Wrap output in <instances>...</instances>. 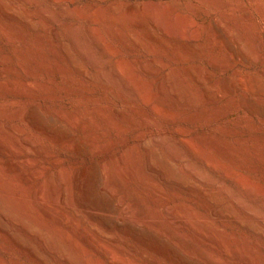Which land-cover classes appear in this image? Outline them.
Returning <instances> with one entry per match:
<instances>
[{
	"label": "rangeland",
	"instance_id": "obj_1",
	"mask_svg": "<svg viewBox=\"0 0 264 264\" xmlns=\"http://www.w3.org/2000/svg\"><path fill=\"white\" fill-rule=\"evenodd\" d=\"M7 12L15 16L9 18ZM142 66L152 67L155 73L144 75ZM116 67L124 80H96L98 74H112ZM199 70H205L207 77L201 78ZM173 73L180 90L187 88L195 102L157 97V85ZM0 75V142L12 145L13 141L17 146L25 135L41 147L39 154L25 149L23 163L16 167L15 160L20 158L0 145V203L10 204L13 199L28 203L51 227L56 242L62 243L59 230L72 240L73 257L77 262L79 258V264H117L119 258L124 264L133 260L134 264H172L169 258L126 241L120 235L123 231L143 238L151 248L170 247L180 264H205L200 255H185L171 246L161 231L154 232L145 223H129L116 201L131 188L132 192L127 191L130 198L144 201L138 208H145L147 216H160L158 208L177 214L190 210L193 217L187 221L191 222L180 228L165 223L160 229L171 227L168 231L178 235L184 232L196 252L207 250L215 256L223 247L248 246L264 261V116L245 111L240 102L245 98L264 113V96L253 95L244 84L252 78L264 88V0H0ZM223 82L243 88L236 86L237 91L227 95ZM206 91L213 95L211 104L204 101ZM137 94L141 101L133 99ZM147 101L156 107L151 108ZM67 114L76 119L72 123L78 127L60 120ZM31 120L40 129L68 134L71 146L55 144ZM93 146L104 149L95 152ZM146 151L157 167L177 180L165 182L151 172ZM103 164L107 167L102 168ZM62 170L71 183L84 181L93 217L103 228L116 231L119 243L111 247L114 255L93 248L86 237L94 230L83 216H69L76 222L73 229L65 227L59 216L41 209L33 195L36 188L45 179L54 183ZM108 171L116 173L113 187L106 189ZM147 184L161 189L160 195L143 192ZM225 210L231 218L213 215ZM234 216L239 218L238 224L232 220ZM192 222L198 229L206 225L217 228L225 246L216 242L202 245L190 233ZM11 229L37 259L0 239V264H64L32 238ZM125 243H131L133 249L129 251Z\"/></svg>",
	"mask_w": 264,
	"mask_h": 264
},
{
	"label": "bare ground",
	"instance_id": "obj_2",
	"mask_svg": "<svg viewBox=\"0 0 264 264\" xmlns=\"http://www.w3.org/2000/svg\"><path fill=\"white\" fill-rule=\"evenodd\" d=\"M52 1V0H51ZM99 1H104V0H99ZM34 2V1H33ZM147 3V2H146ZM110 5V4H109ZM112 5V4H111ZM122 5V4H121ZM149 5V4H148ZM147 5V6H148ZM169 5V4H168ZM101 6V5H100ZM116 6V5H115ZM119 6V5H118ZM123 6V5H122ZM152 6V5H151ZM167 6V5H166ZM171 6V5H170ZM4 8V7H3ZM6 8V7H5ZM118 8V7H117ZM121 8V7H120ZM149 8V7H147ZM62 9V8H61ZM67 9V8H66ZM119 9V8H118ZM122 9V8H121ZM136 9V8H135ZM4 10V9H3ZM17 10V8H16ZM83 10V9H82ZM96 10V8H95ZM103 10V9H102ZM115 10V9H114ZM113 10V11H114ZM133 10V9H132ZM143 10V9H142ZM164 10V9H162ZM47 11H48V8H47ZM46 11V12H47ZM51 11V10H49ZM105 11V10H104ZM122 11V10H121ZM153 11V10H152ZM161 11V10H160ZM2 12V11H1ZM18 12V11H17ZM69 12V11H68ZM103 12V11H102ZM155 12V10H154ZM158 12V11H157ZM162 12V11H161ZM164 12V11H163ZM5 13V12H4ZM13 13V12H12ZM22 13V12H21ZM82 13V12H81ZM147 13V12H146ZM150 13V12H149ZM8 15V17H14L15 13L11 14L9 12L6 13ZM5 14V15H6ZM47 14V13H46ZM53 14V13H52ZM68 14V13H67ZM86 14V13H85ZM102 14V13H101ZM141 14V13H140ZM153 14V13H152ZM6 15V17H7ZM50 15V14H49ZM92 15V14H91ZM135 15V14H133ZM143 15V14H142ZM22 16V15H21ZM51 17L53 15H50ZM98 16V15H97ZM104 16V15H103ZM150 16V15H149ZM9 17V18H10ZM56 17V16H55ZM88 17V16H87ZM111 17V16H110ZM109 17V18H110ZM135 17V16H134ZM154 17V16H153ZM163 17V16H162ZM18 18V17H17ZM26 18V16H25ZM50 18V17H49ZM59 18V17H58ZM129 18V17H128ZM13 19V18H12ZM16 19V18H14ZM28 19H33V18H28ZM48 19V18H47ZM87 19V18H86ZM133 19V18H132ZM149 19V18H148ZM51 20V19H50ZM54 20V19H53ZM28 21V20H27ZM146 21V20H145ZM150 21V20H149ZM33 22V21H32ZM57 22V21H56ZM132 22V21H131ZM58 24V23H57ZM68 24V23H67ZM123 24V23H122ZM153 24V23H152ZM126 25V24H124ZM158 25V23H157ZM163 25V24H162ZM154 26V24H153ZM156 26V24H155ZM167 26V25H166ZM158 27V26H157ZM161 27V26H160ZM127 28V26H126ZM162 28V27H161ZM173 28V27H172ZM55 29V28H54ZM151 29V28H150ZM157 29V28H156ZM114 30V29H113ZM118 30V29H117ZM73 31V29H72ZM71 31V32H72ZM162 31V30H161ZM135 32V31H134ZM168 32V31H167ZM74 34V32H73ZM6 35V34H5ZM71 35V34H70ZM75 35V34H74ZM167 35V34H166ZM77 38V37H76ZM79 38V37H78ZM126 38V37H125ZM152 40V38H151ZM161 40V39H160ZM13 41V40H12ZM77 41V39L75 40ZM81 41V40H80ZM144 41V39H143ZM25 42V41H24ZM34 43V42H33ZM58 43V42H57ZM80 44H82L81 42H78ZM135 43H138V42H135ZM133 43V44H135ZM177 44V43H176ZM62 45V44H61ZM140 46V44H138ZM175 45V44H174ZM32 46V45H31ZM30 46V47H31ZM77 46V45H76ZM65 47V46H64ZM79 48V46H77ZM76 47V48H77ZM83 47V46H82ZM138 47V46H137ZM149 47V46H148ZM134 48V47H133ZM136 48V47H135ZM61 49V48H60ZM82 49V48H80ZM79 49V51H80ZM153 49V48H152ZM64 50V49H63ZM65 51V50H64ZM153 51V50H152ZM56 52V51H55ZM61 52H63L61 50ZM155 52V51H154ZM81 53V52H80ZM86 53V52H85ZM88 53V52H87ZM63 54V53H62ZM69 54V53H67ZM66 54V55H67ZM140 54V53H139ZM81 55H84L81 53ZM86 57H88L87 54H85ZM65 56V54H64ZM85 57V58H86ZM69 59V58H68ZM90 59V58H89ZM93 59V57H92ZM70 60V59H69ZM132 60V59H131ZM130 60V61H131ZM138 60V59H137ZM74 61V60H72ZM79 61V60H78ZM77 61V62H78ZM127 61V60H126ZM118 62V61H117ZM120 62V61H119ZM211 62V61H210ZM209 63V62H208ZM74 64V62H73ZM214 65V64H213ZM221 65V64H220ZM226 65V64H225ZM115 66V65H114ZM124 66V64L122 65ZM130 66V64H129ZM119 67V66H118ZM127 67V66H126ZM215 68H216V65H215ZM219 68V67H217ZM5 69V68H4ZM112 69V68H111ZM136 69V68H135ZM200 69V68H199ZM208 69V68H207ZM202 70V69H201ZM199 70L198 73L201 75V78L202 76H204L205 78L207 77V74L206 72L204 71H201ZM141 71L144 75H152L155 73V70L152 68V67H146V66H142L141 67ZM208 71V70H206ZM82 73V72H81ZM177 73V72H176ZM247 73V72H246ZM103 75H100L98 74V77H96L97 79L96 80H99V82L101 81H106L108 79H111V80H114L116 82V80H119V79H123L124 75L122 76V73L120 72L119 69L114 68V72L112 71V74H105V73H102ZM105 74V75H104ZM198 74V75H199ZM213 74V73H212ZM179 75V74H178ZM249 75V74H248ZM84 76V75H82ZM94 76V75H93ZM133 76V75H132ZM136 76V75H135ZM174 73L169 76L168 78L166 77V79L164 81H162L161 83H159L157 85V97H168V99H173V100H178V101H181L182 103H191V102H195V99L194 97H191L187 91H182L180 90V85H179V82L177 81V79H175L174 77ZM250 76V75H249ZM128 77V76H127ZM197 77V76H196ZM0 79H1V75H0ZM124 80V79H123ZM136 80V79H135ZM240 80V79H239ZM110 81V80H109ZM130 81V80H129ZM231 81V80H230ZM234 81V80H233ZM241 81V80H240ZM108 82V81H107ZM123 82V81H122ZM203 82V81H202ZM103 83V82H102ZM105 83V82H104ZM111 83V82H110ZM120 83V82H119ZM224 83V82H223ZM262 83V82H261ZM6 84V83H5ZM121 84V83H120ZM131 84V83H130ZM139 84V83H138ZM142 84H145V83H142ZM247 87H248V90H251V92L253 93V95H258V96H264V88L260 87V85L258 86L255 82V80H253L252 78H247L245 80V83H244ZM243 84V85H244ZM126 85V84H125ZM240 85H242L240 83ZM9 86L6 84V87ZM135 86V85H134ZM237 86V85H236ZM235 85H231L230 82H226L224 83V90L226 92L227 95H232L233 93H235L237 91V87L238 89L239 88H243V86L239 87V85L236 87ZM136 87V86H135ZM146 87V86H145ZM185 86H183L182 88H184ZM139 88V87H138ZM144 88V87H143ZM142 88V90H143ZM190 88V87H188ZM122 89V88H121ZM130 89V88H129ZM133 89V88H132ZM211 89V87H210ZM220 89V88H219ZM131 90V89H130ZM135 90V89H134ZM133 90V92H134ZM149 90V89H148ZM132 92V91H131ZM137 93V92H136ZM147 93V92H146ZM151 94V93H150ZM140 94H137L134 96L133 99H136L141 101V97L139 96ZM194 95V94H193ZM129 96H131L129 94ZM139 96V97H138ZM150 96V95H149ZM196 96V95H195ZM225 96V95H224ZM257 97V96H256ZM197 98V97H196ZM149 99V98H148ZM198 99V98H197ZM138 100V101H139ZM144 100V99H143ZM142 100V101H143ZM213 95L212 94H209L207 91L204 92V101L206 104H211L213 102ZM241 100V99H240ZM246 99L244 98V100L240 101L241 102V108L244 109L245 111L253 114V113H256L257 115H261V116H264V113L261 112V110L259 111V108L257 109L256 106H254L252 104V102L249 103L245 101ZM151 101V100H150ZM253 101V100H252ZM234 102V101H233ZM146 103L150 104L149 101H147ZM179 103V102H178ZM181 103V105H182ZM254 103V102H253ZM180 104V103H179ZM183 104V105H184ZM196 104V103H195ZM151 105V104H150ZM153 105H151V108H155L156 105L154 104V106L152 107ZM224 106V105H223ZM183 107V106H182ZM158 108V107H157ZM156 110V109H155ZM158 110V109H157ZM63 111V110H62ZM263 111V110H262ZM50 112V111H49ZM57 112V111H56ZM64 112V111H63ZM98 112V111H97ZM105 112V111H104ZM264 112V111H263ZM28 113V112H27ZM26 114V113H25ZM29 114V113H28ZM59 114V113H58ZM66 114V113H65ZM27 115V114H26ZM100 115V114H98ZM103 115V114H102ZM162 115V114H161ZM47 116V115H46ZM77 116V115H76ZM78 119V117H77ZM80 119V118H79ZM78 119V120H79ZM24 120V119H22ZM29 121V118L26 119ZM60 120H66L69 124L72 123V121H75L76 119L72 118L71 116L69 117L68 114L67 116H62L60 117ZM77 120V121H78ZM32 121V120H31ZM76 121V122H77ZM110 121V120H109ZM33 123V121L31 122ZM35 123V122H34ZM33 123V124H34ZM74 123V122H73ZM70 124L71 127L73 128V126H75L74 124ZM80 123V122H79ZM37 124V123H36ZM68 124V125H69ZM77 125V124H76ZM83 125V124H82ZM95 125V124H94ZM32 126V124H31ZM34 126L37 127V125L34 124ZM84 126V125H83ZM75 127H78V126H75ZM74 127V128H75ZM3 128V127H2ZM1 128V129H2ZM11 128H14V127H11ZM19 128V127H18ZM35 128V127H34ZM50 128V127H49ZM52 128V127H51ZM16 129V128H14ZM38 132L42 133L43 135H45L48 139H50L51 141H53L55 144L57 145H70L71 142H72V139L70 136H68V134H62V132H56V131H49V130H45V129H40V128H35ZM83 129V127H82ZM18 130V129H16ZM53 130V129H52ZM20 133V135L24 134V131L23 130H18ZM13 132V131H12ZM64 132V131H63ZM17 134V133H16ZM75 134V133H74ZM91 134V133H90ZM11 136V135H10ZM15 137V136H14ZM10 138V137H9ZM23 138V139H22ZM8 139V138H7ZM93 139V138H91ZM2 140V139H0ZM12 140V139H11ZM10 140V141H11ZM3 141V140H2ZM5 142V141H4ZM8 142V141H7ZM18 145L16 146V144H14L15 142L12 141V145H8V144H4L2 142H0V145L1 146H4L12 155L20 158V161H17L15 160V163L17 165L13 164L18 167V166H21V162H22V159L24 160L25 158V153H24V150L25 149H28L26 152H29V149H31L34 153H37L39 154V149L41 148H37L36 145L32 142V140L28 137V136H25L24 137L22 136L21 137V141L18 140ZM183 142V141H182ZM189 142V141H187ZM87 144L91 145L92 146V143H88ZM103 144V143H102ZM187 144V143H186ZM75 145V144H73ZM94 145V143H93ZM190 145V144H189ZM71 146V145H70ZM69 146V147H70ZM88 146V145H87ZM97 146V145H96ZM73 148H76L75 146H72ZM90 147V146H89ZM95 147V146H93ZM92 147V149H93ZM71 148V147H70ZM103 148V146L101 147ZM100 148V149H101ZM193 148V146H192ZM4 149V148H2ZM79 149V148H78ZM91 149V148H90ZM98 149L97 147H95L94 151L96 150H100ZM104 149V148H103ZM189 149V148H188ZM41 150V149H40ZM45 151V149H43ZM74 150V149H73ZM193 150V149H192ZM95 151V152H96ZM6 152V151H4ZM147 153L145 154L146 155V160H147V168H149V170L153 173H157L160 175V180H165V182H172L173 179L175 177H173V175L171 176L164 168H159L155 165V162H154V159L152 158V154L149 153L148 151H146ZM48 154V153H47ZM34 155V154H33ZM46 155V154H45ZM49 155V154H48ZM27 160H30V158H26ZM27 160H25L27 162ZM13 161V160H12ZM20 163V164H19ZM23 163V162H22ZM110 163V162H109ZM12 164V165H13ZM19 164V165H18ZM26 164V163H25ZM29 165V163H27ZM108 164V163H107ZM95 165V164H94ZM121 165V164H119ZM209 165V164H208ZM32 166V165H31ZM14 167V166H12ZM107 167V165H106ZM105 167V164H103V167L102 168H106ZM211 167V166H210ZM44 168V167H43ZM115 168V167H114ZM19 169V168H18ZM104 170V169H103ZM60 171V170H59ZM64 170H62V173L58 174V176H56V183L54 184L53 182L51 181H48L46 182V179H45V183H42L41 185H39L38 188H36L37 190L35 191L36 194H33L36 196L37 200H38V203L39 205L41 206V209L44 211L45 214H53L57 217L59 216V220H64V226L67 227V228H75L76 226L74 225L75 223L73 219L69 220V216L70 215H80V216H83L85 218V220L88 221L89 223V226L91 225L90 228H93L92 230H94L93 232H90L89 235L86 237L88 239V241H90V243L92 244L93 248H95V250L97 249L98 251L102 252L103 254H105L106 256H112L114 255V250H112L113 247H118L116 246L117 243H119V238H117L115 232L116 231H113V230H110V229H106L105 227L103 228L102 226L99 225V221L97 222L96 219L93 217L92 215V211L91 210V201L89 199V191L87 189V187L85 186V184L82 182L81 184H79V181H76V182H70L69 178L64 174L63 172ZM107 171V170H106ZM41 172V171H40ZM61 172V171H60ZM93 172V171H92ZM102 172V171H101ZM104 172V171H103ZM51 173V172H50ZM116 173V172H112V171H108L106 172L105 174V179L104 181L106 182V184H104V186H106V189H108V186H112L114 185V177H113V174ZM103 174V173H102ZM33 175H37V174H33ZM82 175V174H81ZM38 176V175H37ZM36 177H33V178H37ZM115 176V175H114ZM39 178V177H38ZM46 178V177H45ZM71 178V177H70ZM51 179V178H50ZM176 179V178H175ZM86 180V179H84ZM177 180V179H176ZM74 181V180H73ZM82 181V180H81ZM116 182V181H115ZM149 183V182H147ZM56 185L57 188L59 189H56V187H54ZM58 185V186H57ZM148 186L147 187H142V190L143 192H151L153 195H160L161 193V189L155 187L154 185L155 184H147ZM0 187H3V186H0ZM183 187H189L188 185H185ZM110 188V187H109ZM131 188V187H130ZM141 188V187H140ZM117 188H115L116 190ZM132 189V188H131ZM131 189H128L127 191H130ZM183 189V188H182ZM185 189V188H184ZM122 191V189H121ZM125 192V193H122L120 196H118V200L116 201V206L117 208L119 209V211L122 212L123 216L126 217V219L129 220V223L132 222L131 224L134 223L137 224V223H140L139 225H141V223H145V225H148L150 226L152 229L154 228L156 232L157 231H161L163 234H165V236L168 238L171 246L173 247H178L180 248L184 253H186L185 255H189V256H196V255H200V259L205 263V264H264V261L262 259V257H259L257 256V254L255 255L254 251L252 250V248L248 247V246H243V247H237V248H232V249H229V250H226V247L224 249V247L217 251V255L214 256V253H210L209 254V251L208 253L205 251H203L204 253H207V254H204L202 252V254L199 253V251H195L191 245L189 244V242L187 241V237L185 235H178V234H172L169 230V227L168 230L167 229H163L161 230L160 228L166 223L168 224V226L172 225V226H176V227H179L181 226V224L183 223V225L185 224L186 225V222L188 218L191 219V215L192 213L190 212L189 214V211L187 209L186 212H183L180 214V210H178L179 214H177V212H169V211H164V210H161L160 211V208H158V214H160V216H156V217H151V213L150 212V215L151 216H147L145 214H147L144 210V206H141L143 207L144 209H139V205H141L144 201H138L135 200L134 198H137V196L130 198V193L132 192ZM78 192V194L80 196L77 197V195H75L76 193ZM80 192V193H79ZM105 192V191H104ZM113 192H116V191H113ZM118 192V191H117ZM135 192V191H134ZM110 193H111V190H110ZM164 193V192H163ZM22 194V193H21ZM107 194V193H106ZM116 194V193H115ZM118 194V193H117ZM164 195V194H163ZM21 196V195H20ZM115 196V195H114ZM178 196V195H177ZM206 196V195H205ZM9 197V196H8ZM24 197V196H22ZM204 197V196H203ZM14 198V197H13ZM21 198V197H19ZM35 199V198H33ZM155 199H158V198H155ZM14 200V199H13ZM12 200V203L10 204H4V203H0V216H1V221H0V239L10 243L19 253H22L28 257H31V258H36L34 257L35 253L33 254L32 250L27 248V245L24 244L23 242L21 243L20 240H18L14 235V233L12 232V228L16 229L18 232L20 233H23L25 235H27L29 238H32L33 240H35L37 243L41 244L44 248V250H46L48 252V254H52L53 256H55V258L57 257L59 259V261L63 262L64 264H79V258H77L78 262L75 260V255H74V252H73V249H74V245H72V240L69 239V238H66V237H63L62 232L61 230H59L58 232L60 233L61 235V240H62V243L60 242H56L55 239H54V236L51 234V227L49 228V226L44 222L42 221L41 217L37 216L34 214V212L29 208L28 206V203L26 204H20L19 202L21 200H18L19 202H15ZM34 201V200H33ZM19 203V204H17ZM22 203H25V202H22ZM144 204V203H143ZM178 206V205H177ZM146 207V206H145ZM169 207V206H168ZM176 207V206H175ZM149 208V207H148ZM162 208V207H161ZM171 208V206H170ZM213 208V207H212ZM150 209V208H149ZM148 209V210H149ZM162 209H165V208H162ZM169 209V208H168ZM178 209V208H177ZM176 209V210H177ZM247 209V208H246ZM157 210V209H156ZM184 211V209H182ZM228 210V209H227ZM116 211V209H115ZM147 211V209H146ZM152 211V210H151ZM174 211V210H173ZM214 211V210H213ZM219 211V210H217ZM95 212V211H94ZM93 212V213H94ZM157 212V211H156ZM212 212V211H211ZM219 215H218V214ZM213 212V215H217L216 218L218 216H221L222 218L223 217H227V218H231L229 216V213L228 211H221L220 213L219 212ZM153 214V213H152ZM155 214V212H154ZM177 214V215H175ZM195 214V213H194ZM211 214V213H210ZM257 214V213H256ZM157 215V214H156ZM47 216V215H46ZM51 216V215H50ZM54 216V217H55ZM196 216V215H195ZM52 217V216H51ZM71 217V216H70ZM193 217V215H192ZM221 217H218V218H221ZM235 217V216H234ZM232 217V218H234ZM263 217V216H261ZM79 219H81L80 217H78ZM121 218V217H120ZM123 218V217H122ZM197 218V217H195ZM214 218V217H213ZM75 219V218H74ZM119 219V217H118ZM188 219V220H190ZM199 219V216L198 218ZM196 219V220H197ZM238 217L236 219V217L232 220H234L237 224L239 223L238 221ZM77 221V220H76ZM203 221V220H202ZM191 222V221H189ZM188 222V223H189ZM193 222H197L195 220H193ZM192 222V226H191V231L190 233L193 235L192 237H194V239H196L197 241H199L200 243L203 244H207V245H210V243L212 242H216V244L218 243L219 247L221 245H224L225 244H222V240L225 239H221L220 236H222L220 233H219V230L217 231V228H212L211 226L210 227H204V228H201V229H198L196 228L197 225H193L194 223ZM204 222V221H203ZM233 222V221H232ZM78 223V222H77ZM199 223V222H198ZM235 223V224H236ZM242 223V222H240ZM80 224V223H79ZM118 224V223H117ZM165 224V225H166ZM73 225L75 227H73ZM77 225V224H76ZM115 224H113L114 226ZM203 225V224H202ZM79 226V225H78ZM190 226V225H189ZM189 226H186L187 228ZM249 226V225H248ZM85 227V226H83ZM149 227V228H150ZM200 227V226H199ZM240 227V226H239ZM247 227V226H246ZM251 227V226H250ZM89 228V227H88ZM150 228V229H151ZM125 229V228H124ZM177 229V228H176ZM86 230V229H85ZM115 230V229H114ZM122 230V229H121ZM132 230V228H131ZM184 230V229H182ZM189 230V229H188ZM253 230V229H252ZM76 232V230H74ZM180 231V230H179ZM256 231V230H255ZM86 232H88L86 230ZM133 232V231H132ZM176 232V231H175ZM68 233V232H67ZM131 233V232H130ZM129 232H126V231H123V232H120V235L124 238V239H127L126 241H131L132 243L134 244H137L139 245L141 248L143 249H150L152 253H155V254H159L163 257H167L170 259L171 263L172 264H180L178 262V260H176L172 255V249H168V246L167 248L165 249H158L157 247H149L148 246V243H146V241L142 240L141 238H137L136 236L130 234ZM135 233V232H134ZM174 233V232H173ZM118 234V233H117ZM181 234V233H180ZM186 234V233H185ZM24 235V236H25ZM58 235V236H60ZM82 235V234H81ZM159 235V234H158ZM188 236V235H187ZM190 236V235H189ZM232 236V235H231ZM230 236V237H231ZM263 236V235H262ZM71 237V236H70ZM191 237V238H192ZM229 237V236H228ZM229 237V238H230ZM20 238V237H18ZM190 238V237H189ZM73 239V238H72ZM121 239V238H120ZM151 239V238H150ZM147 240V239H146ZM166 240V239H165ZM78 241V240H77ZM158 241V240H157ZM224 241V240H223ZM226 241V240H225ZM123 242V241H122ZM191 242V241H190ZM193 242V241H192ZM231 241H228V243H230ZM74 243H76L74 241ZM152 243V242H151ZM227 243V242H226ZM28 244V243H27ZM156 244V243H155ZM215 244V243H214ZM26 245V246H25ZM164 245V244H163ZM197 245V244H196ZM231 245V244H230ZM125 246H126V243H125ZM215 246V245H213ZM228 247V244L226 245ZM81 247V246H79ZM112 247V248H111ZM129 251L133 249V245L131 243H127V246H126ZM207 247V246H206ZM32 248V247H31ZM215 248H218V247H215ZM81 249V248H80ZM115 249V248H114ZM117 249V248H116ZM201 249V248H200ZM34 250V249H33ZM76 250V249H75ZM149 250V251H150ZM216 250V249H215ZM44 251V252H46ZM120 251V249H119ZM46 252V254H47ZM80 252V251H79ZM82 252V251H81ZM116 252V251H115ZM179 252V251H178ZM215 252V251H214ZM37 253V252H36ZM84 253V251H83ZM128 253V252H127ZM119 254V252L117 253V255ZM262 254V253H261ZM39 255V254H38ZM37 255V256H38ZM49 255V256H50ZM120 255V254H119ZM144 255V254H143ZM74 256V257H73ZM134 256V255H133ZM146 256V255H145ZM197 256V257H198ZM41 257H43L41 255ZM135 257V256H134ZM45 258V257H44ZM43 258V259H44ZM56 258V259H57ZM119 258V257H118ZM124 258V257H123ZM139 258V257H137ZM148 258V257H147ZM37 259V258H36ZM108 259V258H107ZM149 259V258H148ZM2 260V259H1ZM118 260V259H117ZM3 261V260H2ZM127 261V260H126ZM153 262V260H151ZM39 262V261H38ZM111 262V261H110ZM128 262V261H127ZM130 262V261H129ZM128 262V263H129ZM155 262V261H154ZM194 262V261H193ZM131 263V262H130ZM134 260L131 264H134ZM137 263V262H136ZM2 264V263H1ZM44 264V263H43ZM117 264H124L123 262V259H120L118 260ZM126 264V263H125ZM195 264V263H194Z\"/></svg>",
	"mask_w": 264,
	"mask_h": 264
}]
</instances>
